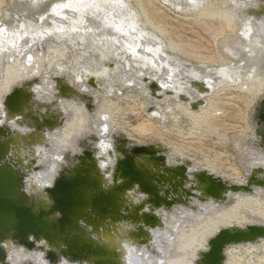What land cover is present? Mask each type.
<instances>
[{"label":"rangeland","instance_id":"rangeland-1","mask_svg":"<svg viewBox=\"0 0 264 264\" xmlns=\"http://www.w3.org/2000/svg\"><path fill=\"white\" fill-rule=\"evenodd\" d=\"M107 11L125 15L135 29L103 32L111 27ZM149 43L165 62L159 71L140 54ZM263 48L264 0H0V126L11 128L12 152L23 150L40 166L28 174L38 178V197L67 164L63 156L80 152L79 140L90 134L107 180L113 132L165 147L169 164L187 160L191 171L243 183L249 170L264 169L252 114L264 98ZM15 86L31 98L22 113L8 114L3 100ZM34 117L55 120L52 131L31 133ZM219 204L192 199L159 211L163 225L151 229L147 246L125 237L126 225L122 237L103 240L130 264H194L219 229L264 224V190ZM10 246L25 258L4 245L8 264H50L46 245ZM226 255L223 264H264V238L228 245Z\"/></svg>","mask_w":264,"mask_h":264},{"label":"water","instance_id":"water-1","mask_svg":"<svg viewBox=\"0 0 264 264\" xmlns=\"http://www.w3.org/2000/svg\"><path fill=\"white\" fill-rule=\"evenodd\" d=\"M192 83L200 85L198 81ZM150 86L156 88L154 82ZM21 88L15 86L5 96L10 111L15 110L14 102L17 103ZM11 97L14 102L10 101ZM190 107L198 106L192 103ZM252 111L259 138L253 146L264 147V98ZM11 132L8 126L0 127V244L10 240L30 250L35 248V243L43 241L48 246L46 258L50 264H57L59 256L80 264H123L115 251L83 230L98 232L110 222H139L136 230L128 232V237L147 246L150 235L145 227L154 228L161 223L153 208L185 205L197 197L223 204L229 194H255L257 189L264 190V177L257 176L264 174L261 167L249 170L243 183H235L203 168L189 172L186 162L169 165L165 147L139 144L120 132H113L115 161L110 183L101 177L93 151L94 141H89L96 136L90 134L79 140L81 151L73 155L69 167L63 166L53 181L43 187L46 202L38 204L23 188L26 172L16 165L18 160L14 156L11 159L7 154L6 142L12 137ZM190 175L197 180L192 184L199 187L197 192L182 188ZM128 190L143 196L135 211L129 210L125 203L124 193ZM145 203L149 205L147 211H143ZM263 238L264 224L261 223L223 227L207 240V248L198 253L194 264H223L226 246L258 243ZM5 258L0 245V264H7Z\"/></svg>","mask_w":264,"mask_h":264},{"label":"bare ground","instance_id":"bare-ground-1","mask_svg":"<svg viewBox=\"0 0 264 264\" xmlns=\"http://www.w3.org/2000/svg\"><path fill=\"white\" fill-rule=\"evenodd\" d=\"M113 13H115V12L114 11H110V13H109L107 11L106 14L104 15L103 20L111 23V27L110 26H109V28L104 27L103 32H105V31H107V32L108 31H111L113 33H116L115 35H124V34L131 33L135 29V25L136 24H135L134 21H132L130 23L128 21V18L125 17V15H123L121 13H115L114 15H112ZM105 21H104V23H106ZM138 27H139V25L137 23V28ZM120 45H122V47H126V45H128V43H126L125 41H121L120 42ZM158 49H159V47L158 46H155L154 43H151V44L149 43V44H146L145 45L144 49L140 50V54L143 57H147L152 62H154L153 68L156 71H159L160 68H161V66H162V64L165 63L164 61H162V62L161 61H158L156 58L153 57L154 56L153 53H155L156 51H158ZM263 51H264V48H263ZM16 87H19V86H16ZM20 87H22V86H20ZM20 92H21V94H20L19 98L16 100L17 103L14 102V98L13 97L10 98V101L11 102H14L16 104L14 106V109H15L14 111H10V106L8 104V100H6V98H4L3 105L6 108V110L8 111V114H20V113H22L23 107L29 103V100L31 98V93L28 92L27 90H25L23 87L21 88ZM43 118L45 119L44 122L38 123L37 122V117H34V119L36 120L35 129L33 127H32L33 130H32V128H29L31 126L28 127L29 130L31 131V133L33 131H36V130L37 131H39V130H42L43 131V130H45V128H47L48 131H52L55 120L54 121H51V119L49 117H43ZM50 122H53V124H49ZM47 124H48V126H47ZM145 126H146V124H144L143 126L142 125L141 126H138L137 127V130H139V131H145L146 130V127ZM0 127H4V126H0ZM45 132H46V130H45ZM43 138L46 139L45 136H43ZM91 140L93 141V139H91ZM14 143H15V141H13V137H11L9 140H7V142H6L7 149H8L7 154H9L8 156H10L11 159L14 156L15 157V160H18V162H16V165L20 166L21 169L24 170V172H26L25 173V176H24V181H23V188H24V190L26 191V193L28 194V196H31L32 197V199L34 200V202H36L38 204L45 203L46 202L45 201V196L43 195L42 197H38V196H41L42 193L40 191L37 194V192L35 190V189H38L40 187V184L38 182V178H36L35 176H32L30 178L29 175H28L30 171H33V169L34 170H38V168L40 166L39 165H37V166L34 165L35 160L33 158H31V157H29V158H23L24 155L27 156V154L24 153L23 150L22 151H13L12 152V148L14 147V145H13ZM26 150H28V147L25 148V151ZM74 154L66 153L63 156L64 159L67 158V164L66 165H63V166L69 167V164L73 162V155ZM111 155H112V151H111ZM94 156H95V153H94ZM184 162H186L185 165L187 166V169L189 170V172H193V171L190 170L187 160L183 161L182 163H184ZM169 165L175 166V164H169ZM251 171H252V169H251ZM111 173H112V171L111 172H108V174H109L107 176L108 183L111 182V181H109V177L111 179ZM257 176L258 177H264V174L261 173V174H258ZM101 177H103L104 182L107 181L106 178L104 177L103 172H101ZM196 182H197V180H196L195 176L190 175V178L188 180H185L184 181L182 188H188L190 190H193V191L197 192V190H198L199 187L197 185H192V184H194ZM199 194H201V191H199ZM234 194H239V193H234ZM124 195H125V197L127 199L125 201V203L128 205V209L131 210V211H133L135 208H137L140 205V203H142L143 196L139 195L135 190H128V191H126L124 193ZM133 199H137V200L135 201ZM194 199H196V200H198L200 202H210V201H212L210 198L208 199V198H204V197H201V198L200 197L199 198L197 197V198H194ZM190 200H192V199H190ZM188 202L185 204V206L188 205ZM212 202H214V201H212ZM176 205H182V204H176ZM173 206H175V205H173ZM171 208H165V209L162 208V207L161 208H158V209L153 208V212L158 216V218L160 219V222H161L159 225H156L155 227H161L163 225V221H162V219H161V217L159 215V213H160L159 211H162V210L163 211L170 210ZM147 210H149V205L147 203H145L144 206H143V211H147ZM123 225H126V226L130 227V228L126 229L125 230V233H124L125 234V237L129 238L128 237V232H130V230H136L137 229V226L139 225V222L132 223V224H128V223H113V222H110L108 225H105L104 227H102L101 230L98 231V232H92L91 229H88L87 230V228L84 229L83 231L86 234H88L89 236H92L93 238H95V240L97 242H99L101 244H104L108 249L115 251V253L117 255V258L120 261H122L123 264H130L129 261L126 258L121 257V252L118 249H116L113 245H111L109 243H106L103 240L104 238H114V236H113L114 234L117 235L118 237H122L121 234L118 233V230L120 228H122ZM145 228L148 230V233L150 235V237H149V241H150L151 238H152V236H151V229H154V228H149V227L148 228L145 227ZM129 239L133 240V242H135L137 245L143 246V245L137 243V241L134 240L133 238H129ZM10 243L16 244L13 241L6 240L5 242L1 243L0 245H1L2 249H4V251H5V248H4V245H5L6 247H8V249H9L10 252H14L15 251L14 255L21 256V259H24L25 258V254L19 253L22 249L15 250L14 247H11V246L9 247V244ZM37 244H39L40 246L41 245H46L43 241H39V242L35 243V247H36ZM47 248H48V246H47ZM5 255H6L5 260H7V257L8 256L6 254V251H5ZM61 258L62 257L59 256L58 257V261ZM63 259H65V258H63ZM65 260H67V259H65ZM75 263H78V262H75ZM7 264H8V261H7Z\"/></svg>","mask_w":264,"mask_h":264},{"label":"built area","instance_id":"built-area-1","mask_svg":"<svg viewBox=\"0 0 264 264\" xmlns=\"http://www.w3.org/2000/svg\"><path fill=\"white\" fill-rule=\"evenodd\" d=\"M261 240H262V239H261ZM261 240H260V241H261ZM260 241H259V242H260ZM234 245H235V244H234ZM241 245H243V244H241ZM226 247H227V246H226ZM226 247H225V256L227 257V255H226ZM225 261H226V258H225Z\"/></svg>","mask_w":264,"mask_h":264}]
</instances>
